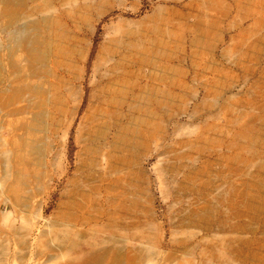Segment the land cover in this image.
<instances>
[{
	"label": "rangeland",
	"instance_id": "obj_1",
	"mask_svg": "<svg viewBox=\"0 0 264 264\" xmlns=\"http://www.w3.org/2000/svg\"><path fill=\"white\" fill-rule=\"evenodd\" d=\"M0 264H264V0H0Z\"/></svg>",
	"mask_w": 264,
	"mask_h": 264
},
{
	"label": "bare ground",
	"instance_id": "obj_2",
	"mask_svg": "<svg viewBox=\"0 0 264 264\" xmlns=\"http://www.w3.org/2000/svg\"><path fill=\"white\" fill-rule=\"evenodd\" d=\"M60 247V246H59Z\"/></svg>",
	"mask_w": 264,
	"mask_h": 264
}]
</instances>
